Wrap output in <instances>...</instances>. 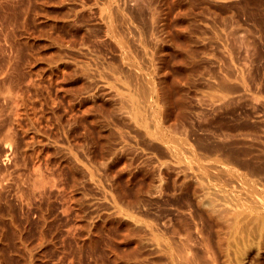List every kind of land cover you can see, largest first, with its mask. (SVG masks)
<instances>
[{
  "label": "rangeland",
  "instance_id": "rangeland-1",
  "mask_svg": "<svg viewBox=\"0 0 264 264\" xmlns=\"http://www.w3.org/2000/svg\"><path fill=\"white\" fill-rule=\"evenodd\" d=\"M3 1L0 264H264V0Z\"/></svg>",
  "mask_w": 264,
  "mask_h": 264
},
{
  "label": "bare ground",
  "instance_id": "bare-ground-1",
  "mask_svg": "<svg viewBox=\"0 0 264 264\" xmlns=\"http://www.w3.org/2000/svg\"><path fill=\"white\" fill-rule=\"evenodd\" d=\"M10 1H11V0H9V2H10ZM11 3H12V1L10 2V4H11ZM4 4H6V1L4 2L3 0H0V6H3ZM7 4H8V2H7ZM7 4H6V7L11 6V5H9V4H8L9 6H7ZM12 5H13V4H12ZM4 6H5V5H4ZM10 8H11V7H9V9H10ZM59 8H61V7H59ZM59 8H57V9H59ZM1 9H2V7H1ZM12 9H13V7H12ZM12 9H10V11H11ZM61 9H62V8H61ZM59 10H60V9H59ZM62 10H63V9H62ZM3 11H4V8H3ZM3 11H2V13H3ZM60 11H61V10H60ZM60 11H59V12H60ZM4 12H5V11H4ZM0 13H1V12H0ZM62 14H63V13H62ZM2 15H3V14H0V18L3 17ZM8 15H9V13L7 14V16H8ZM12 15H15V14H12ZM12 15H10V16H12ZM5 17H6V15H5ZM13 17H14V16H13ZM13 17L10 18V17L8 16L7 19L10 18V19L12 20ZM15 17H17V16H15ZM15 17H14V18H15ZM112 18H113V17H112ZM112 18H111V19H112ZM7 19H6V20H7ZM1 20H2V19H1ZM56 20H57V19H56ZM114 20H115V19H114ZM13 21H14V20H13ZM57 21H58V20H57ZM60 21H61V20H60ZM115 21H116V20H115ZM11 22H12V21H10V24H11ZM110 22H112V20H111ZM1 23H5V24H2V26H1V24H0L1 27H4L5 25H8V24H6V22H2V21H1ZM63 24H64V23H63ZM112 24H115L114 26L116 27V24H117V23L112 22ZM54 25H55V24H54ZM117 25H118V24H117ZM109 26H110V24H109ZM114 26L112 25V27H113L112 30H114V31H118V29L114 28ZM1 27H0V34L2 33V35H3L4 32H1ZM7 27H8V26H6V28L4 27V28H5V34H6V31H7V30H6ZM117 28H118V26H117ZM110 29H111V26H110ZM110 29H109V30H110ZM8 30H9V27H8ZM114 31H113V32H114ZM115 33H116V32H115ZM115 33H114V34H115ZM5 34H4V36H5ZM8 34H9V31H8ZM8 34H7V35H8ZM112 34H113V33H112ZM117 34H118V33L115 34V35H116V38L118 37ZM119 34H120V32H119ZM115 35H114V36H115ZM4 36H3L2 39H5ZM119 36H120V35H119ZM7 37H8V36H6V38H7ZM8 38H9V37H8ZM119 38L122 40L121 36H120ZM2 39L0 38L1 41H2ZM7 41L9 42V39H8V40L6 39V41L4 40V42H7ZM8 42H7V43H8ZM2 46H3L4 48H3ZM0 47H1L0 49H2V48L5 49V46H4V45H1ZM3 51H5V50H2L1 52H3ZM3 53H4V52H3ZM9 57H10V56H9ZM31 58H32V57H31ZM6 59H7V58H6ZM10 59L12 60V58L10 57V58H9V61H7V62H5V63H8V62H9V64H10V61H11ZM10 65H11V64H10ZM10 65H9V66L7 65L8 67H6V68H9ZM0 70H1V69H0ZM7 70H8V69H7ZM9 70H10V69H9ZM9 70H8V71H9ZM3 71H4V70H2V73H3ZM8 71H7V72H8ZM5 73H6V72H5ZM5 83H6V82H5ZM5 83L2 84L1 81H0V86H1V87H0V103L2 102L1 100H3V99H1L2 97H3L4 99H7V101L4 100L6 103H9L8 101H9V99L11 98V96H10L11 94H9V93L7 94V89L2 88V87L4 86ZM7 84H8V85H7ZM2 85H3V86H2ZM10 85H11V82H10ZM6 86L9 87V83H6L4 87H6ZM11 86H12V85H11ZM6 88H7V87H6ZM11 90H12V88H11ZM16 90H17V89H16ZM20 91H21V90H20ZM20 91L18 92L19 94L16 93L17 91H16V92H15V90L13 91L14 93L18 94V95H14L15 100L12 98V99L15 101L16 105L13 104L14 102H12V101H10V105L12 104V106H11L12 108H14L13 105L16 106V107L14 108V110H17L16 112H18V113L21 115V114L23 113V111H21V113H20L19 111H20V109L22 110V108H23V92L21 91V92H22V93H21ZM10 92H11V91H10ZM11 93H12V92H11ZM8 96H10V97H8ZM12 97H13V96H12ZM8 98H9V99H8ZM45 102H46V101H45ZM47 103H48V102H47ZM4 105H5V106H4ZM4 105L2 104V108H3V106H4V107L8 106V105H6V104H4ZM46 105H47V104H46ZM20 106H22V107L20 108ZM2 108H1V109H2ZM1 109H0V111H1ZM48 109H49V108H48ZM52 109H53V108H52ZM52 109H49V110H52ZM4 111H5V110H4ZM4 111H3V112H4ZM47 111H48V110H47ZM52 111L54 112V110H52ZM52 111H50V112H52ZM47 113H48V112H47ZM53 114H54V113H53ZM22 117H23V115H22ZM22 117H21V118H22ZM0 118H1V116H0ZM15 118H16V117H15ZM19 119H20V118H19ZM22 119H23V118H22ZM2 120H3V119H2ZM16 122H18V124H20V120H18V121H16ZM0 124H1V123H0ZM0 126H1V125H0ZM7 127H8V126H7ZM7 127H6V129H5L6 131L4 130L6 133H7V131H9V130H7ZM10 127H12V126H9L8 128H10ZM20 127H22V125H21ZM22 128H23V127H22ZM0 129H1V127H0ZM12 129H13V127H12ZM10 130H11V129H10ZM13 130H14V129H13ZM0 131H2V129H1ZM4 131L0 132V134L3 133L5 136H7V135L5 134ZM11 131H12V130H11ZM9 132H10V131H9ZM9 132H8V136H9ZM15 133H16V132H13V133L10 132V135H11V134L14 135ZM3 134H1V135H3ZM12 135H11V136H12ZM5 136H4V137H5ZM8 136H7V137H8ZM11 136H10V137H11ZM0 137H1V136H0ZM3 139H4V138H3ZM5 139H6V138H5ZM1 140H2V138H1ZM0 142H3V141H0ZM4 142H5V141H4ZM6 142L8 143L7 140H6ZM7 143H6V144H7ZM3 144H4V143H2V146L0 147L1 149H2V147H4ZM6 144H5V145H6ZM8 144H9V145H8L9 147H10V145H11V146L13 145V143H8ZM0 145H1V143H0ZM8 146H7V148L5 147V148L3 149V150H4V153H5L6 149L8 150ZM3 150H2V151H3ZM8 151H9V150H8ZM8 151H7V152H8ZM7 152H6V153H7ZM6 153H5V154H6ZM7 154H8V153H7ZM5 156H6V155H5ZM5 156H4V157H5ZM5 159H6V158H5ZM2 160H3V159H2ZM2 160H1V162H2ZM3 161H5V160H3ZM1 164L4 165L3 163H1ZM239 217H240V216H238L237 218H239ZM235 223H236V224H235V227L233 228V232H231L232 241L234 242V244H233V242H231V244H233V245L236 246V247L234 246L236 249L233 247V248H234V251H235V250H236V251H241V250H243L244 248H246V245H247L250 241H252V240L254 239L255 234H257V233H261V232L263 231V229H264V214H262L261 216H258V217L255 219L254 222H252V223H251V222H250V223L248 222L249 224L246 223V222L244 221L243 217H240L239 219H237ZM252 238H253V239H252ZM85 242H86V241H85ZM233 245H232V246H233ZM241 252H242V251H241ZM236 253H237V252H236ZM178 257H179V258H178V263H179V264H194L193 261H192V262H189V260H187L186 258L184 259V258H183L182 256H180V255H179Z\"/></svg>",
  "mask_w": 264,
  "mask_h": 264
}]
</instances>
